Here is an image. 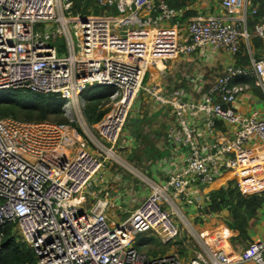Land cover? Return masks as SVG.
<instances>
[{"label": "built area", "instance_id": "built-area-1", "mask_svg": "<svg viewBox=\"0 0 264 264\" xmlns=\"http://www.w3.org/2000/svg\"><path fill=\"white\" fill-rule=\"evenodd\" d=\"M98 5L109 10L82 16L73 15L69 0H0V93L55 96L69 119L68 125L0 119V227H15L35 264H264V237L247 252L220 259L181 210V204L199 208L196 193L221 176L243 186L249 164L264 159V116L234 110L248 89L238 79H251L264 97V57L249 52L248 65L235 62L241 43L248 47L246 20L256 11L248 0H220L225 18L198 16L183 28L181 12L168 0ZM254 33L264 40L263 25ZM197 52H224L233 61L210 80L183 71L186 88L146 84L150 71L166 73ZM91 87L113 90L97 124L83 113ZM141 96L167 108L172 119L164 156L153 166L161 176L121 158L123 132ZM225 126L234 129L230 137L220 129ZM253 140L260 146H250ZM110 165L121 167L143 192L115 199L117 206L131 204L128 217L115 225L106 215L109 193L97 199L94 192ZM259 185L264 179L253 181L246 194L239 190L258 194L264 191ZM91 197L95 202L87 208ZM181 226L198 242L192 260L153 257L135 247L139 235L173 242Z\"/></svg>", "mask_w": 264, "mask_h": 264}, {"label": "crops", "instance_id": "crops-1", "mask_svg": "<svg viewBox=\"0 0 264 264\" xmlns=\"http://www.w3.org/2000/svg\"><path fill=\"white\" fill-rule=\"evenodd\" d=\"M179 11L182 16L183 28H186L187 23L198 16L226 17V14L221 8L220 0H193V2L186 4V6ZM232 61V58L224 52H215L211 54H208L207 52H197L190 57L188 62L183 60V58L173 62L171 69L166 73L150 71L147 76L146 84L149 86H159L167 90L180 87L186 88L188 86L180 76L183 71H187L188 73H199L200 76H203L206 80H210L214 74L224 72L225 69L230 66ZM242 85L247 86L248 89L238 98L234 106L235 112L244 117L249 116L253 112H257L264 116V97L262 93L254 87L253 83L252 85ZM136 108L137 112L129 117L128 124L123 132V138L121 140L122 154L126 158L127 156L132 157L133 159L131 163L139 169L142 167L143 169L141 170L148 175L154 177L161 176L160 170L153 169V166L155 162L164 156L163 146L165 133L171 126L172 122L169 110L165 107L153 104L149 99L143 96L139 97L135 106V109ZM142 119H146V121L143 126L144 130L140 128L142 132L141 135H139V129L136 127L138 122ZM233 130L232 127L225 126L222 131L230 137ZM253 145L260 146L255 140L250 144V146ZM127 179L128 178L121 179L122 183H120V185L124 186H120L118 175L113 176L107 171L104 174V177L97 182V185L94 188L95 198H104L106 193H109L110 195L109 202L111 203V206L107 210V217L111 208L119 207L115 204L114 194L117 193L115 189H120L122 187L126 188L128 184ZM230 182H233L230 175L221 176L211 186L196 193V204L207 209L210 195L219 189H226ZM252 183L253 181L251 184ZM130 196L131 195H128L125 199H128ZM95 198H90V203L86 206L87 208L95 202ZM193 209L195 211V208L193 207L188 209L189 213H193ZM210 215L211 214L208 216ZM248 236L251 243H256L264 237V203L257 211L256 217L249 222Z\"/></svg>", "mask_w": 264, "mask_h": 264}, {"label": "trees", "instance_id": "trees-1", "mask_svg": "<svg viewBox=\"0 0 264 264\" xmlns=\"http://www.w3.org/2000/svg\"><path fill=\"white\" fill-rule=\"evenodd\" d=\"M69 1L73 5V15L96 16L109 10L99 7L98 0ZM190 2L193 0H168V5L170 8L180 10ZM248 2L250 9L255 10L256 14L247 17L248 47L241 43L235 56L237 66L248 65L249 52L256 59L264 57V40L254 33L256 25L264 27V0H248ZM242 80H237L235 83L250 85L253 83L251 79ZM112 93L113 90L101 87H91L85 92L83 113L90 124H97L106 114L107 110H102L101 105L109 102ZM0 94V119L11 118L23 123L47 122L55 125H68L69 123L62 111V101L55 96L24 94L19 91ZM260 185L257 187L258 189L264 188ZM208 201L207 214L219 213L224 208L228 211L232 210L231 224H227L226 231L232 234L233 241L239 244H252L248 236L249 222L256 217L257 211L264 203V192L242 195L239 188L230 182L226 189L213 192ZM146 246L135 243V247L139 251L145 249ZM0 264H35L33 251L21 242L13 226L0 227Z\"/></svg>", "mask_w": 264, "mask_h": 264}, {"label": "rangeland", "instance_id": "rangeland-1", "mask_svg": "<svg viewBox=\"0 0 264 264\" xmlns=\"http://www.w3.org/2000/svg\"><path fill=\"white\" fill-rule=\"evenodd\" d=\"M113 14H116L113 12ZM35 32H42V27H35ZM1 96V94H0ZM85 95H83L84 97ZM108 103H103L101 105L102 110H106ZM137 112V108L133 109L132 113L130 114V117ZM67 120L68 117L65 116ZM146 119H142L137 124V129H139V135H141L142 130H144V124ZM75 125L78 126L77 121L74 122ZM128 124V123H127ZM135 126V124H134ZM142 130H141V129ZM220 129L223 130V127H220ZM143 136V135H142ZM121 158L125 160L126 162L133 165L132 157L127 156V158L122 154ZM264 159L263 160H257L254 162H251L249 164L248 173L250 174L249 177L247 176L245 179V182L243 181V186L240 187V183L238 181H233L234 186H238V188L244 191V194H246L250 184L252 181L258 182L261 179H264ZM143 169L142 167H140ZM251 168V169H250ZM111 175L115 176L118 175L121 179L128 178V184L127 187L115 189L117 192L114 194L115 199L124 200L127 198L128 195H140L142 194V189L140 186H138V183L131 179L129 175H127L121 167L117 165H110L106 169ZM103 171V173L100 175L99 179H102L104 177V174L107 171ZM245 186V187H244ZM253 191V190H252ZM253 193V192H252ZM251 192L248 194H252ZM92 202V201H91ZM90 202H88L89 205ZM195 207V206H194ZM193 207V208H194ZM190 209V208H189ZM131 210V204L130 203H124L118 208H111V210L108 213V220L110 225L118 224L119 222L124 221L128 215L129 211ZM181 210L183 211L184 217L187 219L193 230L196 232V234L199 236V238L203 241V243L207 246V248L212 252L213 255L217 256L220 259L223 258H229L233 255L245 253L250 249V245L248 244H239L235 241H233L232 234L230 232L226 231L227 224H231V215L232 210L229 209V211L224 208L222 211L216 214H207L206 209L203 207L196 208L195 211L193 209V213H189L188 208L183 206L181 204ZM182 230L179 235V237L168 244H162L157 237L152 235H139L136 237L135 242L139 244L140 246H146L145 249L141 250V252L149 254L150 256L156 257V256H164V255H176L181 261L187 262L189 260H192L199 252V248L197 245L196 238L190 230L186 227L181 226ZM151 240H153V243H151ZM149 244V245H148Z\"/></svg>", "mask_w": 264, "mask_h": 264}, {"label": "bare ground", "instance_id": "bare-ground-1", "mask_svg": "<svg viewBox=\"0 0 264 264\" xmlns=\"http://www.w3.org/2000/svg\"><path fill=\"white\" fill-rule=\"evenodd\" d=\"M264 163V162H263ZM251 169V168H250ZM249 184H251V183H249ZM245 187V186H244Z\"/></svg>", "mask_w": 264, "mask_h": 264}]
</instances>
